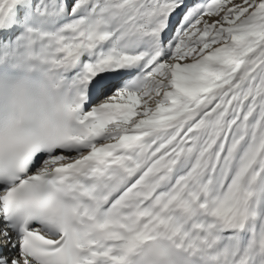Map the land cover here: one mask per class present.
<instances>
[{
    "label": "snow or ice",
    "instance_id": "1",
    "mask_svg": "<svg viewBox=\"0 0 264 264\" xmlns=\"http://www.w3.org/2000/svg\"><path fill=\"white\" fill-rule=\"evenodd\" d=\"M0 59L72 118L0 124V264H264V0H0Z\"/></svg>",
    "mask_w": 264,
    "mask_h": 264
},
{
    "label": "clouds",
    "instance_id": "2",
    "mask_svg": "<svg viewBox=\"0 0 264 264\" xmlns=\"http://www.w3.org/2000/svg\"><path fill=\"white\" fill-rule=\"evenodd\" d=\"M11 69V70H9ZM69 101L59 82L22 60L0 59V124L37 128L41 120L71 131ZM183 253L164 231L131 254V264H182Z\"/></svg>",
    "mask_w": 264,
    "mask_h": 264
},
{
    "label": "bare ground",
    "instance_id": "3",
    "mask_svg": "<svg viewBox=\"0 0 264 264\" xmlns=\"http://www.w3.org/2000/svg\"><path fill=\"white\" fill-rule=\"evenodd\" d=\"M34 2H35V0H34Z\"/></svg>",
    "mask_w": 264,
    "mask_h": 264
}]
</instances>
